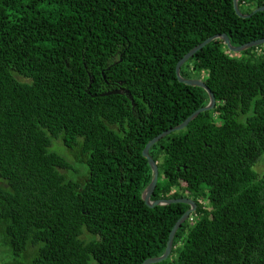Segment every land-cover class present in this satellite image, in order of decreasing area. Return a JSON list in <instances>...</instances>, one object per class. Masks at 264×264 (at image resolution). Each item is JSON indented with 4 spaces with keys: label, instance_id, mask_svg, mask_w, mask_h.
Masks as SVG:
<instances>
[{
    "label": "trees",
    "instance_id": "obj_1",
    "mask_svg": "<svg viewBox=\"0 0 264 264\" xmlns=\"http://www.w3.org/2000/svg\"><path fill=\"white\" fill-rule=\"evenodd\" d=\"M238 3L249 14L264 0ZM219 33L236 46L264 38V11L243 18L234 0H0V242L15 257L142 264L165 253L190 205L145 203L143 149L209 104L176 65ZM241 53L218 38L181 67L217 103L150 149L152 199L198 204L154 264H264V173L254 168L264 162V44ZM118 88L134 107L126 94L101 95ZM75 163L83 175L72 179Z\"/></svg>",
    "mask_w": 264,
    "mask_h": 264
},
{
    "label": "water",
    "instance_id": "obj_2",
    "mask_svg": "<svg viewBox=\"0 0 264 264\" xmlns=\"http://www.w3.org/2000/svg\"><path fill=\"white\" fill-rule=\"evenodd\" d=\"M239 0H234V8L235 11L237 12V14L243 18H247L252 16L253 13H256L258 11H264V5L260 6L258 8H256L252 13L249 14H245L242 13L239 9ZM222 39L224 41V43L226 44L227 48L229 49L230 52H242L248 48H251L253 46H259L264 44V38L261 39H257V40H253V41H249L247 43H244L242 45H233L231 43V40L229 38V36L226 33H219L213 36L208 37L207 39H205L203 42H201L200 44L196 45L195 47H193L189 52H187L177 63L176 65V74L178 77V80L182 83L188 84V85H192V86H199L204 88L209 96H210V101L209 104L201 107L197 110H195L190 116H188L181 124L172 127L170 129H167L163 132H161L160 134H158L157 136H155L154 138H152L145 146V148L143 149V156L145 158L148 159L149 164L151 166V169L153 171V178L152 181L150 182V184L147 186V188L144 190L143 192V199L145 201V203L150 206V207H155V206H159V205H168L171 203H187L190 205L189 210H187L180 218L179 220L176 222V224L174 225L170 235H169V240L167 243V248L166 251L163 255L158 256V257H154V258H149L146 259L145 261L142 262V264H154L157 262H161L166 260L171 252H172V248H173V243H174V238L176 236V233L178 231V229L183 225V223L187 220V218L189 217V215L191 213H193L194 211H196L197 209V202L190 198V197H182V198H169V199H165V198H160V199H156L153 200L152 199V195L156 189L158 180H159V165H158V161H156L150 154V149L151 147L157 143L160 139L164 138L165 136L171 134L172 132L175 131H179L182 130L184 128L187 127V125L193 120L195 119L200 113L207 111V110H212L216 103V96L214 94V92L211 90V88L207 85V83L205 82L204 79H198V78H187L182 76L181 74V67L189 60L190 57H192L196 52H198L199 50H201L202 48H204L208 43H210L211 41L215 40V39ZM92 82V79L90 80ZM110 94H126L132 102L133 107L135 106V102L133 99L132 94L130 93L129 90L125 89V88H118L112 91H108L105 92L101 95H110Z\"/></svg>",
    "mask_w": 264,
    "mask_h": 264
},
{
    "label": "rangeland",
    "instance_id": "obj_3",
    "mask_svg": "<svg viewBox=\"0 0 264 264\" xmlns=\"http://www.w3.org/2000/svg\"><path fill=\"white\" fill-rule=\"evenodd\" d=\"M233 55H237L240 56L242 53L241 52H231ZM54 145H52L51 149L58 151L59 153H65L67 155L68 154V150L64 147V144L62 143L61 140H55L54 141ZM70 156V155H69ZM70 159L72 161V163L74 162V158L70 156ZM82 167L80 166V164L75 163L74 166V170L75 169H81ZM257 171H259L261 174L264 173V162L263 161H259L255 167H254ZM86 167H85V171H86ZM83 175V172L81 171H72L69 173V178L72 179H77L79 177H81ZM0 184H4V181L0 178ZM182 244V243H181ZM0 264H31V257L28 256H19V257H15L10 249V247L8 245H4L0 242ZM90 264H98L94 259H92L90 261Z\"/></svg>",
    "mask_w": 264,
    "mask_h": 264
},
{
    "label": "built area",
    "instance_id": "obj_4",
    "mask_svg": "<svg viewBox=\"0 0 264 264\" xmlns=\"http://www.w3.org/2000/svg\"><path fill=\"white\" fill-rule=\"evenodd\" d=\"M176 191V189H173L170 193H174ZM199 203L203 205L204 208H208L210 209V207H208L209 203L207 201V199H204V198H199L198 199ZM194 221V216H191L190 217V222H193Z\"/></svg>",
    "mask_w": 264,
    "mask_h": 264
}]
</instances>
